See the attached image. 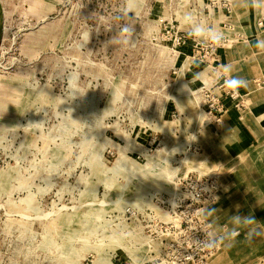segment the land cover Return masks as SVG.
<instances>
[{
  "label": "rangeland",
  "instance_id": "rangeland-1",
  "mask_svg": "<svg viewBox=\"0 0 264 264\" xmlns=\"http://www.w3.org/2000/svg\"><path fill=\"white\" fill-rule=\"evenodd\" d=\"M245 1L259 29L264 0H0V264H229L207 210L264 168Z\"/></svg>",
  "mask_w": 264,
  "mask_h": 264
},
{
  "label": "crops",
  "instance_id": "crops-1",
  "mask_svg": "<svg viewBox=\"0 0 264 264\" xmlns=\"http://www.w3.org/2000/svg\"><path fill=\"white\" fill-rule=\"evenodd\" d=\"M263 7L264 5L260 3L257 6L260 10ZM251 8L252 6L245 1V4L235 12L240 19L239 22L236 19L233 22L237 23L224 22L226 25H232L233 28L236 24L238 30L243 28L247 31L249 40L247 45L243 50H239L238 54H232L230 58L232 75L247 80L264 77V23L259 29L256 27L257 15L256 12H251ZM242 56V60L241 58L236 60L237 57ZM251 93L252 91L249 92V96ZM256 119L258 117L255 115L250 116L248 126L254 128L259 126L260 122L258 123ZM251 132L256 139L255 143L258 141L264 143V135H257L254 130ZM248 155L249 158H255L257 154L254 152L252 156ZM247 175L246 182L236 184L233 188L235 193L230 201L227 200L228 196L216 199L207 210L209 220L215 223L220 221L231 223L229 239L232 257L230 262H226L229 264H264V168L256 169L249 166ZM256 175L263 176L262 182L256 181Z\"/></svg>",
  "mask_w": 264,
  "mask_h": 264
},
{
  "label": "clouds",
  "instance_id": "clouds-1",
  "mask_svg": "<svg viewBox=\"0 0 264 264\" xmlns=\"http://www.w3.org/2000/svg\"><path fill=\"white\" fill-rule=\"evenodd\" d=\"M131 10V9H129ZM190 18V14L186 15L185 16V19H189ZM123 31L125 33H128L129 32V29L128 28H124ZM194 34L199 36V35H202L203 34V30L199 27H197L195 30H194ZM211 35V38L213 39V41H217L218 40V36L215 34V33H210ZM241 86V81L237 78H232V79H228L226 80V87L230 90H238L239 87Z\"/></svg>",
  "mask_w": 264,
  "mask_h": 264
},
{
  "label": "built area",
  "instance_id": "built-area-1",
  "mask_svg": "<svg viewBox=\"0 0 264 264\" xmlns=\"http://www.w3.org/2000/svg\"><path fill=\"white\" fill-rule=\"evenodd\" d=\"M237 92L236 90H233V96L236 95ZM222 110V109H220ZM189 182H187L189 185L192 184V183H198V182H201L202 180H204V178L202 176H194V175H189ZM218 189H219V186H217ZM217 187H214V189H217ZM211 189V188H210ZM212 194V193H211ZM214 199V195L212 194V196L210 197V195L208 197H204V196H201V197H198V209H200L201 211L204 209V207L211 201Z\"/></svg>",
  "mask_w": 264,
  "mask_h": 264
}]
</instances>
